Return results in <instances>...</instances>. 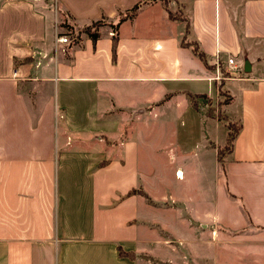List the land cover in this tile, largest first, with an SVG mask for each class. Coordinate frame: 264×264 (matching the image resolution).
Returning a JSON list of instances; mask_svg holds the SVG:
<instances>
[{
	"label": "crops",
	"instance_id": "0c3cea01",
	"mask_svg": "<svg viewBox=\"0 0 264 264\" xmlns=\"http://www.w3.org/2000/svg\"><path fill=\"white\" fill-rule=\"evenodd\" d=\"M184 19L211 67L180 45ZM0 60V264H182L204 246L224 264L218 238L261 264L264 0H0ZM162 168L197 195L164 191Z\"/></svg>",
	"mask_w": 264,
	"mask_h": 264
},
{
	"label": "rangeland",
	"instance_id": "374dc122",
	"mask_svg": "<svg viewBox=\"0 0 264 264\" xmlns=\"http://www.w3.org/2000/svg\"><path fill=\"white\" fill-rule=\"evenodd\" d=\"M101 23V25H99V27L105 26L106 22L104 21H99ZM108 25V24H107ZM91 27V26H90ZM98 27V28H99ZM68 39H70L72 36H74V34H67ZM2 60V59H1ZM1 60H0V65L2 67L1 64ZM223 100H226V98H223ZM205 103V102H204ZM209 105V104H207ZM212 111L211 109L209 110L210 114L214 115V108L212 107ZM174 121H170L169 127L174 126ZM235 126V125H234ZM153 126L149 125V128L151 129ZM143 135H145V140H148L149 137L146 136V132L143 133ZM160 139H162V137H159ZM192 141H189V146L192 145L194 142V137H191ZM142 139V138H141ZM169 139L171 141L175 140L174 137ZM140 151L143 152L145 151V154H147V144H140ZM141 154V153H140ZM160 153L157 154L155 153V156L157 158H160ZM189 173H194V171H190V169H186ZM204 174L202 175V181L201 184L204 186V191L203 194L204 195H212L213 194V178H212V168L207 166L204 167ZM160 171V177L161 175L164 177V182H162V179H160L159 184L162 186L164 191H170L171 195H197L198 193V180L196 179V177L194 175L188 176L185 175L184 180L178 179L174 177L173 174V168H162L159 169ZM178 176H180L179 172L177 174ZM76 177L79 178L78 180V186H81V189L83 187L82 184V178H81V173L80 176L78 173H76ZM208 198V197H207ZM204 208V209H209L210 206L209 205H199L198 209L200 208ZM195 217V216H194ZM200 217V215H198V218ZM215 230V229H214ZM222 231H224L223 229H220ZM211 229L210 231H208V227L205 226L204 228H202V232L200 234H202L203 239H211L212 234L211 233ZM215 232V231H214ZM228 242V243H226ZM236 240H222L220 238H218L216 241H214V251H213V256H214V262L218 261V263H224V264H249V258H252V264H255V252L252 251V249H249L248 247H242V245L235 243ZM207 246L203 247V254L200 255L198 253V255L193 256L191 253H187L184 252V254L182 255L183 257H181V261L182 264H207V259L208 257H206L205 255H208L206 252H210L209 250H206ZM260 256L262 257L261 259V264H264V249L261 250V254ZM202 259V260H201ZM169 264H174V261H172Z\"/></svg>",
	"mask_w": 264,
	"mask_h": 264
},
{
	"label": "trees",
	"instance_id": "16d2710c",
	"mask_svg": "<svg viewBox=\"0 0 264 264\" xmlns=\"http://www.w3.org/2000/svg\"><path fill=\"white\" fill-rule=\"evenodd\" d=\"M136 9H137V5H134L128 11L124 12L123 14H120L118 16L116 22L111 25L112 30H115L116 26L121 21H123L124 19H127V18L131 19L133 17V15L135 14ZM166 14H167V17L170 18V19H175V18L182 19V16L181 17H176V16L172 15L168 10H166ZM184 21H185V27H184V31H183L182 37L180 39V42H179L180 45L188 47L191 50V52L198 59H200L204 63V65H206L208 67H211L212 65L208 62V59H207L206 55L201 50V48L198 46V44L195 41H193V40L186 39L187 30H188V24H187V19H184ZM99 25H101V23L99 21H95V22H93L90 25L91 27L87 26L82 31L84 32V34L86 36H88L92 41H94L98 37L97 30H98ZM114 40H115V36H114V33H113V35H112V45H113ZM221 73H222V75L224 77L228 76L227 73H225L223 71ZM226 100H223V101H226ZM219 117L222 118L221 116H219ZM226 124L229 127L230 131L228 132V135H227V138H226V147L217 151V156H218V160L219 161L221 160L222 155L230 148V145H231V142H232V138H233L234 132L236 130L235 129L236 126H234V124L229 123V122H227ZM128 193H130V192H128Z\"/></svg>",
	"mask_w": 264,
	"mask_h": 264
},
{
	"label": "built area",
	"instance_id": "2783aa9c",
	"mask_svg": "<svg viewBox=\"0 0 264 264\" xmlns=\"http://www.w3.org/2000/svg\"><path fill=\"white\" fill-rule=\"evenodd\" d=\"M67 41V38L66 36H63V35H60L58 37H56V42H59V43H64ZM226 64L229 65L231 68H237L234 64V60L232 57H228L226 59ZM220 77L217 75L216 76V79H219Z\"/></svg>",
	"mask_w": 264,
	"mask_h": 264
}]
</instances>
